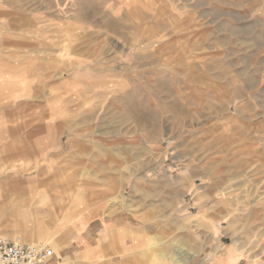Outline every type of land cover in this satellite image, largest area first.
I'll use <instances>...</instances> for the list:
<instances>
[{
    "label": "rangeland",
    "instance_id": "374dc122",
    "mask_svg": "<svg viewBox=\"0 0 264 264\" xmlns=\"http://www.w3.org/2000/svg\"><path fill=\"white\" fill-rule=\"evenodd\" d=\"M0 113L63 259L91 213L88 264H264V0H0Z\"/></svg>",
    "mask_w": 264,
    "mask_h": 264
},
{
    "label": "crops",
    "instance_id": "0c3cea01",
    "mask_svg": "<svg viewBox=\"0 0 264 264\" xmlns=\"http://www.w3.org/2000/svg\"><path fill=\"white\" fill-rule=\"evenodd\" d=\"M43 133L46 132L11 130L5 126L4 118L0 113V235L15 236L10 234L14 232L23 235L31 233L30 239L34 240L29 242L48 245L54 251V264L97 262L101 252L99 243L106 240L107 235L112 231H116L121 221L115 220L99 225L101 222L98 215L90 213L86 220L83 217L81 221H84V224L80 225L81 221L79 220L74 227L72 225L68 239L79 247L75 253L78 263L63 259L70 257H61L59 251H63L65 248L59 250L54 238L52 193L45 188V184L40 181L39 176L32 174L31 169L29 170L27 167L26 146L28 142L35 148L41 149L43 141L46 140L44 137H50L44 150L47 152L49 150L52 157L54 156V133L50 135ZM28 196L35 198V207L27 205L26 198ZM10 217L13 218L11 221ZM33 217L34 219H32ZM95 224L100 226L98 230H94ZM89 232L90 234L97 232L98 235L91 237ZM129 234L132 236L133 232L131 231ZM131 238L134 239V235ZM21 242L27 243L22 240Z\"/></svg>",
    "mask_w": 264,
    "mask_h": 264
},
{
    "label": "built area",
    "instance_id": "2783aa9c",
    "mask_svg": "<svg viewBox=\"0 0 264 264\" xmlns=\"http://www.w3.org/2000/svg\"><path fill=\"white\" fill-rule=\"evenodd\" d=\"M54 251L42 243H21L0 235V264H54Z\"/></svg>",
    "mask_w": 264,
    "mask_h": 264
},
{
    "label": "bare ground",
    "instance_id": "6f19581e",
    "mask_svg": "<svg viewBox=\"0 0 264 264\" xmlns=\"http://www.w3.org/2000/svg\"><path fill=\"white\" fill-rule=\"evenodd\" d=\"M5 236H7V235H5ZM8 237L14 238L15 236H8ZM20 242H21V240H20ZM21 243H23V242H21ZM181 264H185V262H182Z\"/></svg>",
    "mask_w": 264,
    "mask_h": 264
}]
</instances>
